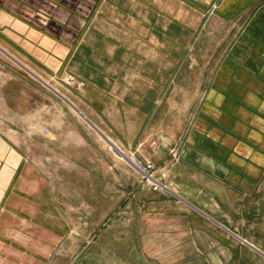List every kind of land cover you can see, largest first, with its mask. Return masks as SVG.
I'll return each instance as SVG.
<instances>
[{
    "label": "crops",
    "instance_id": "1",
    "mask_svg": "<svg viewBox=\"0 0 264 264\" xmlns=\"http://www.w3.org/2000/svg\"><path fill=\"white\" fill-rule=\"evenodd\" d=\"M111 217L264 257V0H0V264H68Z\"/></svg>",
    "mask_w": 264,
    "mask_h": 264
},
{
    "label": "rangeland",
    "instance_id": "2",
    "mask_svg": "<svg viewBox=\"0 0 264 264\" xmlns=\"http://www.w3.org/2000/svg\"><path fill=\"white\" fill-rule=\"evenodd\" d=\"M107 221L101 223L98 228L92 229L91 234L86 238L87 241L74 252L73 256L69 257L68 264H72L75 257L94 237V241L75 264H234L237 255L244 264H257L259 261H264L263 255L250 250L251 254L246 252L248 245L243 239L246 240L247 237L241 232L235 236L213 223H203L202 236L187 234L185 238L181 237V244H178V240L174 237L133 234L132 236L122 224L114 226L117 229V235L100 236L104 229L99 231ZM165 238L170 251L140 252L137 250L139 244L143 246L151 240L157 245ZM240 246L241 251L236 253V249Z\"/></svg>",
    "mask_w": 264,
    "mask_h": 264
},
{
    "label": "built area",
    "instance_id": "3",
    "mask_svg": "<svg viewBox=\"0 0 264 264\" xmlns=\"http://www.w3.org/2000/svg\"><path fill=\"white\" fill-rule=\"evenodd\" d=\"M64 80L69 84L77 83L78 81L76 76L73 74H68L64 78ZM79 84L83 85L84 82L80 81ZM130 159L132 160L137 170L140 172L144 182L152 186L153 189H169L168 185H166L153 175V171L155 169V163L153 162V160L149 158H140L136 155L135 152L130 154Z\"/></svg>",
    "mask_w": 264,
    "mask_h": 264
},
{
    "label": "water",
    "instance_id": "4",
    "mask_svg": "<svg viewBox=\"0 0 264 264\" xmlns=\"http://www.w3.org/2000/svg\"><path fill=\"white\" fill-rule=\"evenodd\" d=\"M113 217H111L110 219H108V221L104 224V226L101 228V230L99 232H101L105 226H107L109 224V222L112 220ZM95 238V237H94ZM94 238L91 239V241H89V243L86 244V246L83 248V250L75 257V259L72 261V264H75L77 262V260L79 259V257L86 251V249L91 245V243L94 241Z\"/></svg>",
    "mask_w": 264,
    "mask_h": 264
}]
</instances>
